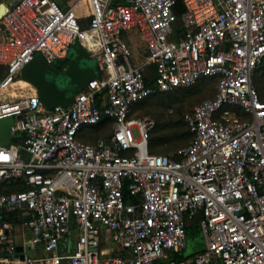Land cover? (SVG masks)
<instances>
[{
    "label": "built area",
    "instance_id": "obj_1",
    "mask_svg": "<svg viewBox=\"0 0 264 264\" xmlns=\"http://www.w3.org/2000/svg\"><path fill=\"white\" fill-rule=\"evenodd\" d=\"M89 2L88 27L76 4L58 0H18L0 17V117L13 116L21 133L0 139V264H264V99L255 83L264 0H184L180 14L177 0ZM134 32L147 51L140 63ZM76 42L101 75L49 108L35 85L18 83L21 71L36 56L66 57ZM204 78L217 80V92L184 114L191 142L151 152L156 119L136 116L135 105ZM88 126L107 134L86 140ZM199 214L204 249L176 257ZM18 225L30 230L24 245H43L42 255L19 252ZM73 225L77 239L64 255ZM108 236L125 253H110Z\"/></svg>",
    "mask_w": 264,
    "mask_h": 264
},
{
    "label": "water",
    "instance_id": "obj_2",
    "mask_svg": "<svg viewBox=\"0 0 264 264\" xmlns=\"http://www.w3.org/2000/svg\"><path fill=\"white\" fill-rule=\"evenodd\" d=\"M17 1L5 0L3 4L7 7L0 17ZM175 8L179 14L182 13L184 0H177ZM100 75L94 55L81 42L74 43L64 58L48 63L43 57L36 56L21 71V77L37 87L41 99L49 108L68 104L89 81ZM13 122L11 115L0 117V139L3 143H10L14 137L21 136V133L13 134ZM18 249L22 250L23 246H18Z\"/></svg>",
    "mask_w": 264,
    "mask_h": 264
},
{
    "label": "trees",
    "instance_id": "obj_3",
    "mask_svg": "<svg viewBox=\"0 0 264 264\" xmlns=\"http://www.w3.org/2000/svg\"><path fill=\"white\" fill-rule=\"evenodd\" d=\"M115 3H125L127 0H114ZM81 24L83 25V22L80 20ZM84 26V25H83ZM156 78V69L154 65H151L149 69L147 70V81L152 83L154 82ZM213 82L217 83V80L215 78H204L197 83L188 86V87H177L172 90L168 91H157L154 94L150 95L144 100L139 101L135 105V110L140 107L147 106L150 102L151 104H154L156 102H162L168 98V96H171L173 92L176 93H185V94H197L198 92L203 91V85L212 84ZM255 83L258 87V90L260 92L261 98L264 99V62L259 66L256 75H255ZM173 99L171 98L168 100V106L166 107L168 110H170V107L173 106ZM150 105V104H149ZM174 107V106H173ZM172 111L169 112V115H166V110H163L161 112V115L158 119H156L157 125L155 129L152 131V135L149 142V148L150 151L153 153H163L164 150L175 147L179 143H184V145H188L191 140L193 139V133L191 132L188 124L184 120L183 115V107L179 104L175 108H171ZM107 128L105 126H98L93 128L90 132L87 133L86 137H84L86 140L89 141H95L100 136H104L107 134ZM104 133L102 135L97 136L98 133ZM15 189H21L25 188L23 185H16L14 186ZM126 198L127 200H130V192L128 189L125 190ZM202 217L201 214L199 216L191 221L188 222L187 228H188V239L189 237H192L198 233H202L201 227H200V218ZM15 223H18L20 219H17L16 217L11 216ZM203 234V233H202ZM188 246V244H187ZM205 247V242L202 246L198 248L193 253H190L186 255L183 253L182 255L177 254L176 257L178 258H185V257H191L195 253L203 250Z\"/></svg>",
    "mask_w": 264,
    "mask_h": 264
},
{
    "label": "rangeland",
    "instance_id": "obj_4",
    "mask_svg": "<svg viewBox=\"0 0 264 264\" xmlns=\"http://www.w3.org/2000/svg\"><path fill=\"white\" fill-rule=\"evenodd\" d=\"M131 47L133 50L134 56L132 57V60L134 62H143L145 61L147 57V51L146 46L144 44V41L141 39V37L136 34L135 32L132 35V41H131ZM94 62H97V58L94 57ZM203 91L198 92L197 94H185V93H176L173 92L171 96H168L166 100L162 102H156L154 104H151V102L145 106L140 107L135 110L136 116H148L152 117L154 119H158L161 115V112L163 110H166V115H169L170 110H168L166 107L168 106V100L171 98L173 99V106L171 108H175L177 105H181L183 107V115L188 111L191 110L195 105L202 102L203 100L215 96L217 92V84L216 82H213L212 84L203 85ZM93 128V126L86 127L82 134L83 137H86L87 133L90 132ZM104 133H98L97 136L102 135ZM184 143H179L175 147L168 148L163 151V153H172L177 151L180 147H182ZM205 242L204 235L202 233H198L192 237H189L188 239V246L185 248L184 253L186 255L195 252L198 250L200 246H202Z\"/></svg>",
    "mask_w": 264,
    "mask_h": 264
},
{
    "label": "crops",
    "instance_id": "obj_5",
    "mask_svg": "<svg viewBox=\"0 0 264 264\" xmlns=\"http://www.w3.org/2000/svg\"><path fill=\"white\" fill-rule=\"evenodd\" d=\"M15 1V0H14ZM64 8H69L72 5H75V10L79 17V20L83 22L84 27H88L91 20L92 8L89 0H58ZM5 2V0H0V4ZM95 57V56H94ZM6 71L5 66H0V78L4 75ZM19 80H24L22 77ZM13 240L18 246H23L22 250H19L21 254L29 255H42L44 253L43 245H38L37 247H31L24 245L26 238L30 236V230L24 226L18 225L13 230ZM78 229L75 225L72 226V229L69 233L65 234L61 239L60 250L64 255H69L75 245L77 239ZM188 244V243H187ZM104 247L108 249L110 253H125L123 249L120 248V245L114 241L111 237L108 236V239L104 243ZM60 264H69V258H64L61 260Z\"/></svg>",
    "mask_w": 264,
    "mask_h": 264
},
{
    "label": "bare ground",
    "instance_id": "obj_6",
    "mask_svg": "<svg viewBox=\"0 0 264 264\" xmlns=\"http://www.w3.org/2000/svg\"><path fill=\"white\" fill-rule=\"evenodd\" d=\"M6 7H7L6 4H3V3L0 4V15L3 13V10H5ZM18 83L22 84V85H27V81H25V80H18Z\"/></svg>",
    "mask_w": 264,
    "mask_h": 264
}]
</instances>
